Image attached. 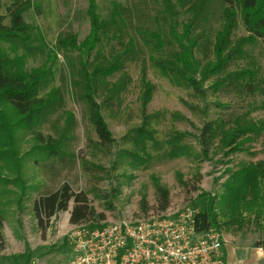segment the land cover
<instances>
[{
  "label": "rangeland",
  "instance_id": "374dc122",
  "mask_svg": "<svg viewBox=\"0 0 264 264\" xmlns=\"http://www.w3.org/2000/svg\"><path fill=\"white\" fill-rule=\"evenodd\" d=\"M96 1L101 18L111 15L114 8L119 23L114 37L110 25L109 38L87 56L63 44L72 37L80 44L88 36L86 0H30L31 7L24 14L30 28L25 44L17 43L15 48L3 44L11 59L22 57L25 71L46 69L37 96L51 101L39 116L28 121L16 117L9 106L0 105L10 126L9 139L0 129V254L9 258L27 247L31 264L70 262L73 255L67 235L73 227L69 224L73 203L66 212L44 221V230L37 227L32 214L37 196L67 185L72 193L85 195L93 214L84 224L92 228L124 217L140 220L187 208L197 212L203 203L212 202L214 229L222 235L224 256L235 253L236 259L255 264L254 244L264 239L262 194L247 193L244 200L232 202L224 198V189L241 166L264 161V42L245 46L226 68L228 72L254 73L258 91L253 97L215 90V76L203 82L196 94L157 67L159 60L189 44L180 37L189 13L177 8L176 16L169 20L160 0ZM1 2L0 16L7 24L10 1ZM209 10L208 19L193 27L188 36L196 39L192 54L198 63L197 74L213 58L212 42L220 28L223 7L211 5ZM233 13L236 26L231 43L248 36L238 3ZM126 49L121 70L105 79L95 96L113 139L105 149L99 146L88 121L81 68L88 65L92 70L89 65L94 58L103 61ZM122 74L128 78L125 89L111 103L101 89L105 82H117ZM141 79L153 90L145 110L147 125L138 137L143 122ZM209 123H215L216 135L205 155L199 134ZM260 123V134H244L235 145L224 146L219 140L221 131L229 127ZM49 145L55 151L51 156L52 148L46 149ZM158 188L168 193L164 212L157 208ZM242 260L238 264H243ZM227 263L233 264L232 259L227 257Z\"/></svg>",
  "mask_w": 264,
  "mask_h": 264
},
{
  "label": "trees",
  "instance_id": "16d2710c",
  "mask_svg": "<svg viewBox=\"0 0 264 264\" xmlns=\"http://www.w3.org/2000/svg\"><path fill=\"white\" fill-rule=\"evenodd\" d=\"M10 5L6 9L7 24L5 17L0 16V105L9 106L16 117L22 120H31L41 114L50 104V99L39 98L38 88L45 78L46 69H35L25 71L22 69V57L11 59L3 44L8 43L12 48L15 44H25L28 38L29 26L24 21V14L30 9V0H8ZM238 3L242 14V22L248 33L247 37L237 39L231 43V33L235 28L234 4ZM86 15L89 22V34L80 43L77 44L76 38L72 37L66 40L64 46L78 50L82 55H89L91 51L104 39H108L111 25V38L117 31L116 10H111V15L101 18L97 1L86 0ZM163 12L172 20L176 16V11H184L190 14L188 23L183 27L180 37L189 44L180 46L181 51L168 59H162L157 62L160 71L168 76L173 82L184 84L194 93L201 92V85L208 80L210 76H215L214 89L230 90L238 97H253L258 91V83L255 75L248 71L228 72L227 66L240 55L245 46L255 43L257 40L264 42V0H160ZM211 5H220L223 7L221 14L220 28L216 31L212 45V60H207L206 65L201 67L198 73V63L193 58L192 50L197 46L196 39L189 38V32L193 27H198L202 21L209 17V7ZM2 2L0 0V10ZM178 8V9H177ZM128 45L131 42L127 43ZM181 45V44H180ZM122 46V45H121ZM127 53V49L120 54H111L103 61L94 58L90 70L86 65L81 68L84 83L82 85L84 100L89 106L88 121L98 139L101 148H109L113 142L111 134L100 113V106L95 100L96 94L100 91L103 81L109 76H113L121 70L122 60ZM103 58V57H102ZM98 61V62H97ZM196 74L199 75L198 79ZM117 82L109 85L104 83L102 91L108 94L111 103L118 98L125 89L127 83L126 74H122ZM140 105L142 113V126L138 129V137L142 136L143 128L147 125L146 107L150 102L153 87L149 82L141 79ZM98 87V89H97ZM215 124V123H214ZM214 124H204L199 134V146L206 155L211 142L215 138L216 129ZM9 124L4 112L0 110V129L6 132L9 139ZM263 129L262 123L248 124L243 128L230 127L226 131H221L219 140L222 145L231 146L237 143L240 136L244 134H260ZM38 135V140L40 139ZM177 141V140H176ZM52 148L50 145L46 149ZM52 150V151H51ZM181 150V149H180ZM174 152V151H173ZM55 154L50 149L49 155ZM225 196L227 201H241L247 193L253 196L261 194L260 198L264 202V161L241 166L225 184ZM158 210L165 211L168 206V193L166 190L158 188ZM73 203V208L69 216V224L73 226L82 225L88 219L93 211L87 205V199L84 194H74L67 185H62L54 192L39 195L33 201L32 214L37 227L44 230V221L48 222L55 218L59 213L66 212L69 203ZM234 204V203H233ZM213 203H203L201 211L196 214V230L202 232L209 228H215L216 218L213 213ZM235 209V208H234ZM0 217V231H1ZM92 228V227H91ZM0 243H2L0 235ZM255 249L264 251V239L254 244ZM29 249L19 255H13L9 258H2L10 261L9 264H31L32 257Z\"/></svg>",
  "mask_w": 264,
  "mask_h": 264
},
{
  "label": "built area",
  "instance_id": "2783aa9c",
  "mask_svg": "<svg viewBox=\"0 0 264 264\" xmlns=\"http://www.w3.org/2000/svg\"><path fill=\"white\" fill-rule=\"evenodd\" d=\"M197 212L133 220L124 217L100 228L73 226L68 264H226L221 233L198 232Z\"/></svg>",
  "mask_w": 264,
  "mask_h": 264
},
{
  "label": "crops",
  "instance_id": "0c3cea01",
  "mask_svg": "<svg viewBox=\"0 0 264 264\" xmlns=\"http://www.w3.org/2000/svg\"><path fill=\"white\" fill-rule=\"evenodd\" d=\"M254 251H256L255 256L257 258V260L255 261V264H264V251L260 250V249H255ZM227 257L232 259L233 264H238L239 261L242 260V259H239V260L236 259V254L232 253V255H231V252H229V254H227ZM227 257L225 256L226 264H228L227 263ZM2 258H3V255L0 254V264L4 263ZM242 261H243V264H247V261H245V260H242Z\"/></svg>",
  "mask_w": 264,
  "mask_h": 264
}]
</instances>
